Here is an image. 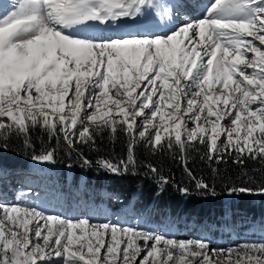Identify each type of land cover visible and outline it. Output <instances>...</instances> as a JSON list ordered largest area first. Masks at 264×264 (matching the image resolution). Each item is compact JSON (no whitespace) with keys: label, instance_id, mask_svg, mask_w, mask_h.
<instances>
[{"label":"snow or ice","instance_id":"6c2138e0","mask_svg":"<svg viewBox=\"0 0 264 264\" xmlns=\"http://www.w3.org/2000/svg\"><path fill=\"white\" fill-rule=\"evenodd\" d=\"M200 4L175 3V20L159 0L11 5L0 13V148L16 138L32 149V161L54 164L63 142L70 157L76 152L81 167L91 168L77 146L95 149L102 135H123L125 158L95 161L117 176L136 174L140 143L182 157L202 147L217 163L264 161V0H209L196 15ZM152 10L167 31L153 30ZM183 15L189 18L176 23ZM129 22L142 30L121 28ZM90 27L121 32L90 34ZM34 132L56 145L37 153ZM146 167L163 191L169 178ZM195 187L215 195L203 180ZM257 193L264 195V186L229 189ZM0 264H264V242L212 247L206 239L91 225L39 210L21 195L0 203Z\"/></svg>","mask_w":264,"mask_h":264},{"label":"trees","instance_id":"16d2710c","mask_svg":"<svg viewBox=\"0 0 264 264\" xmlns=\"http://www.w3.org/2000/svg\"><path fill=\"white\" fill-rule=\"evenodd\" d=\"M49 143L52 146L56 145L55 139L49 141L42 134L35 132L32 134V144L37 153ZM77 147L93 162L91 168L81 167L77 153L73 152L70 157L61 142V146L57 149L56 163H46L44 169L39 167V162L31 160L32 149L26 150L21 140L12 138L8 141L7 150L0 148V168L27 173L34 170L46 171L48 170L46 167H52L51 171L60 174L63 178L72 176L75 181L87 178L99 189L106 190L100 191L92 185L105 198L110 208L113 209L116 201H122L135 210V201L130 200L134 198L138 201L136 204L138 210H144L145 213L154 210L155 221L171 214L175 216L173 220L178 225L191 222L201 223L214 229L224 225L264 228V195L229 194V189L232 187L256 189L264 186V161L248 159L244 164H238L233 163L232 157H226L224 162L217 163L215 160L207 159L202 147L197 150L190 149L187 156L182 157L178 152L167 149L153 152L140 143L135 147L138 163L136 174L117 176L98 168L95 161L105 158L118 162L119 159L125 158L127 155L125 136L119 135L113 140L104 134L97 138L95 149L84 145ZM149 164L155 166L161 175L171 181L163 186V191L158 178H153L150 174L146 175L148 171L146 166ZM185 164L191 172V177L185 170ZM199 180H203L213 188L215 195L197 191L195 184ZM177 186L187 187L189 193L181 194Z\"/></svg>","mask_w":264,"mask_h":264},{"label":"rangeland","instance_id":"374dc122","mask_svg":"<svg viewBox=\"0 0 264 264\" xmlns=\"http://www.w3.org/2000/svg\"><path fill=\"white\" fill-rule=\"evenodd\" d=\"M170 1L171 0H159V3L173 10V6L169 4ZM8 11H11V8L8 9ZM139 19L143 20V17H140ZM151 22L153 24L157 23L159 24V26L163 25V21H161L159 17L155 16L154 10H152ZM129 24L133 25L130 22ZM44 166H46V163H39V167L45 169ZM50 168L53 169L52 167ZM50 168L46 167V169H48L46 171L51 172ZM11 178H16V176L14 177L12 175ZM30 184L33 186L32 183ZM10 188L11 186L8 188L5 187L4 189L7 190H4L3 192L6 195L7 194L10 195V197L9 196L6 197V200L4 202L7 204L12 203L10 201H12L11 198L14 196L12 195ZM1 189L3 188H1V183H0V190ZM33 197L34 199L32 201V204L37 206L39 210H44L47 213L59 215L64 218L73 219V220L80 218H88L90 220L91 225L111 222L113 224H118L123 227H134L147 231L163 233L167 236L174 237L177 240L206 239L211 242L212 247L229 248V247H235L236 245H243L245 243L264 242V228L258 226H250V227L217 226V228L214 229L210 226L193 224L191 222L187 224L177 225L173 220L175 216L171 214L162 217V219H160L159 222H156L158 224H155L150 222L149 219L150 213H145V212L136 213V211L133 209L131 205L128 206L126 203H122V201H116L113 208L114 210H116V213L108 212L106 214H103L102 211L98 209L97 206L95 205L88 206L86 204L87 207H84L85 210L83 209L80 210L81 215L79 216L77 213L78 211L75 212L68 208L64 209L60 204V200L56 197H54L50 202L47 203H43L44 199H42L41 196L35 197L34 195ZM0 198H2V195H0ZM98 205L99 208L103 207L102 204H98ZM88 231L89 232L91 231L90 227Z\"/></svg>","mask_w":264,"mask_h":264},{"label":"bare ground","instance_id":"6f19581e","mask_svg":"<svg viewBox=\"0 0 264 264\" xmlns=\"http://www.w3.org/2000/svg\"><path fill=\"white\" fill-rule=\"evenodd\" d=\"M206 1L207 0H201L202 3H205ZM17 2L18 0H0V13L4 12L5 10L8 11V9L11 8V5ZM173 2H174L173 4L177 2L187 3L188 0H174ZM197 13H202V10ZM158 25L153 24L154 31H156L157 33L167 31V28L165 27L161 28ZM121 28L131 32L142 30L138 28L136 25H130V24L121 25ZM87 31L90 34H97V35L101 33H103L104 35H117L120 34L121 29L112 28L105 31L100 28L90 27L89 29H87ZM8 180L11 181V179H7L6 176L0 178L1 188H3L0 190L1 192L0 195H2V198H0V203H4L7 196L10 197V195L8 194L6 195L3 193L4 190H7L4 189L5 187L8 188L11 186V183L8 182ZM27 182L33 184L35 197L41 196V198L44 199L43 203L50 202L54 197H56L60 200V204L64 209L68 208L75 212L78 211L77 213L79 216L81 215L80 210L81 209L85 210L84 207H87L86 204L88 206L91 205L97 206L98 209H100L103 214H106L108 212L116 213V210L110 208L107 201L105 200V198H103L100 195L98 190L94 188L92 185H87L85 181L78 184L76 182H73L72 180H68L67 182H62L58 175L52 174L50 172H41V173H33L28 178ZM14 192H17V189ZM98 204H102L103 207L99 208Z\"/></svg>","mask_w":264,"mask_h":264}]
</instances>
